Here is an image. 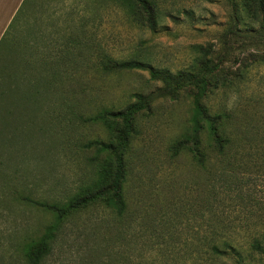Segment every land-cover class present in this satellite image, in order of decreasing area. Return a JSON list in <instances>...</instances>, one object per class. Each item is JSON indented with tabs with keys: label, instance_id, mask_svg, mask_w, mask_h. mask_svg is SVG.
<instances>
[{
	"label": "rangeland",
	"instance_id": "rangeland-1",
	"mask_svg": "<svg viewBox=\"0 0 264 264\" xmlns=\"http://www.w3.org/2000/svg\"><path fill=\"white\" fill-rule=\"evenodd\" d=\"M156 1L151 30L115 0H29L16 47L0 57V264H233L204 260L212 229L238 248L264 234L262 12L246 13L245 0ZM103 54L228 86L203 104L232 115L233 176L214 180L226 166L217 154L205 168L173 154L191 131L195 86L152 80L147 69L104 71ZM33 85L47 93L33 96ZM137 94L129 129L109 112L138 105ZM121 152L125 211L96 203L59 218L105 164L114 175ZM50 227L49 251L35 258Z\"/></svg>",
	"mask_w": 264,
	"mask_h": 264
},
{
	"label": "trees",
	"instance_id": "trees-1",
	"mask_svg": "<svg viewBox=\"0 0 264 264\" xmlns=\"http://www.w3.org/2000/svg\"><path fill=\"white\" fill-rule=\"evenodd\" d=\"M121 3L124 7L127 8L128 15L133 19V21L138 24L143 25L142 22V14H145V19L147 22V26L154 30L157 25V4L156 0H115ZM211 1V0H207ZM28 2L29 0H24L22 6L18 10L14 19L10 23L6 34L3 39L0 41V57L3 55L4 51L9 52V50H13L16 47L19 32L22 29V20L25 17L26 12L28 11ZM245 8L244 11L247 13L256 14L257 11L262 12L263 21L261 23L262 29L264 30V0H245ZM257 7V11H252L251 8L253 5ZM232 21L235 23L238 21V17L236 14L232 16ZM72 39V43L75 46H82L81 40L79 37H75L74 35H70ZM90 50V49H88ZM42 55V54H41ZM83 56V55H82ZM50 58V57H49ZM84 58V57H83ZM203 60V58H202ZM45 62V61H44ZM198 64H201V70L205 71L207 69L206 64L199 59L197 61ZM100 66L104 71L108 72H119V71H133V70H149V74L152 80H159L162 83H174L180 84L181 82H187L190 85L195 86L197 89V93L194 95L193 99V112L191 117V131L188 134H184L182 138L178 139V141L173 146V154H179L180 152H187L191 155L194 162L200 166L201 168H205L210 161L209 153L217 154L215 156L221 157V161L226 163L224 169L216 172L214 180H220L221 177L228 176V179L231 178L234 174L233 164L235 162V156L232 155V148L234 147V141L231 137V134L228 132V127L230 128L232 124V115L230 112H226V109L220 113H214L213 115L208 112V109L205 107L204 99L210 93H213L214 90L219 88H228V86L221 84L223 86H219L218 78L214 80L211 84L206 80L205 77H201L200 73L197 75L192 73H177L173 76L167 69H152L150 67L145 66V63L137 60H116L110 57L107 54L101 55ZM46 72H49L46 70ZM59 76V73H57ZM50 76H44L45 84L49 81ZM178 77V78H177ZM38 85L32 86V91L34 93L33 96L41 95L43 92L47 93L46 85L39 90L37 88ZM51 93V92H50ZM138 98L137 103L142 102V97L140 94L135 95ZM138 105H133L128 107L127 111L124 113H115L116 111L109 112V115L123 117L125 119V123L129 129L134 125L133 116L139 111ZM106 115H108L106 113ZM205 133L206 140L202 141L200 133ZM128 134H123L121 136V140L123 145L126 144ZM110 149V147H107ZM124 152H121L118 157V162L115 168V173L112 176V171L110 164H105L102 170L99 173V176L96 180L93 181L94 185H87L81 189L79 195H76L74 199L70 200L68 204L60 207V216L59 218H63L68 215H72L78 213L81 209L86 208L92 204H103L114 210L117 214H122L125 211V203L122 200L121 191L122 184L121 181L124 178V170L122 165ZM216 198V195L213 196ZM212 200L214 201V199ZM41 206L45 209H51V205L41 204ZM54 208V207H53ZM50 234L47 236V239H43V243L40 245L39 249H37V253L35 254V258H38L42 253H46L49 251V247L47 245L48 241H51L53 238V227L49 228ZM217 231H211V235L215 240H210L204 245H206L207 254L204 253V260H216V258H232L233 264H244L243 262L248 260L245 264H252L250 260V256L253 258V254H257L260 256L261 260H264V234L263 235H255L245 244V248L235 247L228 240L231 236H218ZM171 236V235H170ZM211 237V236H210ZM219 238H223V240H218ZM172 239V236L170 237ZM206 239V238H205ZM173 249V248H172ZM175 250H171V254Z\"/></svg>",
	"mask_w": 264,
	"mask_h": 264
},
{
	"label": "crops",
	"instance_id": "crops-1",
	"mask_svg": "<svg viewBox=\"0 0 264 264\" xmlns=\"http://www.w3.org/2000/svg\"><path fill=\"white\" fill-rule=\"evenodd\" d=\"M23 2L24 0H0V41Z\"/></svg>",
	"mask_w": 264,
	"mask_h": 264
}]
</instances>
